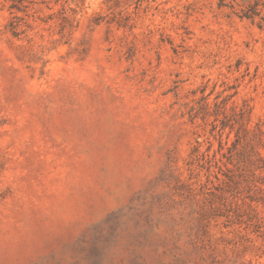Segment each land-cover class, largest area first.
<instances>
[{
    "label": "rangeland",
    "instance_id": "374dc122",
    "mask_svg": "<svg viewBox=\"0 0 264 264\" xmlns=\"http://www.w3.org/2000/svg\"><path fill=\"white\" fill-rule=\"evenodd\" d=\"M13 2L0 264H264V0Z\"/></svg>",
    "mask_w": 264,
    "mask_h": 264
},
{
    "label": "trees",
    "instance_id": "16d2710c",
    "mask_svg": "<svg viewBox=\"0 0 264 264\" xmlns=\"http://www.w3.org/2000/svg\"><path fill=\"white\" fill-rule=\"evenodd\" d=\"M13 1H18V3L13 2L9 8L10 9H17L20 10L21 6L19 5V2L22 3V0H13ZM222 1V0H221ZM258 3H254L253 5H249L241 14L242 17H246V18H252L255 15L259 14V11L257 10V6ZM262 20H264V15L262 17Z\"/></svg>",
    "mask_w": 264,
    "mask_h": 264
}]
</instances>
